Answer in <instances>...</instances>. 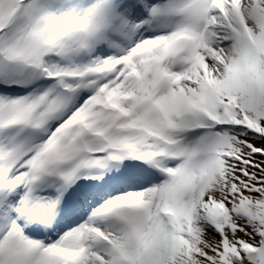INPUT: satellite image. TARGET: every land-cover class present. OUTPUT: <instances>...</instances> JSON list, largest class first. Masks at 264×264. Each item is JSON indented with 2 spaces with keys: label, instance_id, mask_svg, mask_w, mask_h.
I'll list each match as a JSON object with an SVG mask.
<instances>
[{
  "label": "snow or ice",
  "instance_id": "1",
  "mask_svg": "<svg viewBox=\"0 0 264 264\" xmlns=\"http://www.w3.org/2000/svg\"><path fill=\"white\" fill-rule=\"evenodd\" d=\"M0 264H264V0H0Z\"/></svg>",
  "mask_w": 264,
  "mask_h": 264
}]
</instances>
